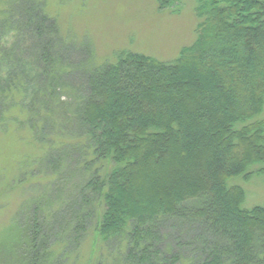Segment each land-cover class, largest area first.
<instances>
[{
  "label": "trees",
  "instance_id": "16d2710c",
  "mask_svg": "<svg viewBox=\"0 0 264 264\" xmlns=\"http://www.w3.org/2000/svg\"><path fill=\"white\" fill-rule=\"evenodd\" d=\"M155 1L175 12L184 3ZM46 7L0 0V95L19 89L26 107L68 90L74 45ZM195 11L196 39L175 60L122 52L88 68L79 96L69 90L67 134L83 143L70 164L66 143L54 157L43 132L41 163L77 168L81 185L54 221L49 199L32 202L0 237V264H67L94 220L98 240L116 241L114 264H264V205L245 206L235 184L264 176V0H197ZM28 41L30 69L20 63ZM19 68L27 80H14Z\"/></svg>",
  "mask_w": 264,
  "mask_h": 264
},
{
  "label": "rangeland",
  "instance_id": "374dc122",
  "mask_svg": "<svg viewBox=\"0 0 264 264\" xmlns=\"http://www.w3.org/2000/svg\"><path fill=\"white\" fill-rule=\"evenodd\" d=\"M46 6L48 13L57 18L67 42L74 45L72 47L74 49L68 52L72 57L68 68L70 77L68 80L65 79V87H68V90L61 91L59 102L57 97L49 99L52 105L47 108L44 107L43 100L41 105L26 107L29 100L25 99V93L19 89L11 88L10 92L7 90L4 99V92L1 91L0 237L13 222L23 217V214H30L32 202L49 199L47 204L52 202V207L49 209L48 218L53 216L50 219L54 221L68 198L71 195L76 196L82 175L77 174V168L70 167L66 162L63 167L52 173L45 165L48 164L45 157L48 151L45 145L48 142L45 141V145L41 142L43 132L47 134V139L52 137L53 145L50 147L54 157L61 156L60 150H55L54 144L60 148L66 143L64 154L73 153L71 157H74L70 164L75 161V152L83 141L77 136L79 132L67 134L70 130L66 125H69L67 118L71 116L69 104L74 101L72 93L76 89L75 92L79 96L88 68L94 63L100 65L115 62L117 54L129 51L164 62L173 61L184 47L195 41L199 23L195 11L197 0H184L177 12L172 9L160 10L155 0H46ZM13 41L11 37L10 42ZM26 44L27 47L20 44V49H24L23 54L22 52L20 54L21 65L26 62L33 63L37 57L33 49L27 51L28 48H32L28 47L32 42L28 41ZM85 44L91 46L92 53L87 54L81 48ZM17 63L16 60L14 64ZM28 66L27 69H30L31 64ZM22 69H16L14 80H27ZM69 90H72V93ZM54 102L60 105L52 112L56 106ZM43 158L45 164L41 163ZM25 177L35 185L33 183L34 186H31L27 182L26 185L19 186L18 183ZM66 181L69 185H66ZM235 184H245L247 193L245 206L248 202L253 205H264V176L252 179L248 183L238 180ZM67 211L71 212L68 209ZM95 227L94 220L87 233L83 237L80 236L78 244L70 243L71 246L67 249L69 260L65 261L67 264L116 262H112L117 251L116 241L101 242L96 238Z\"/></svg>",
  "mask_w": 264,
  "mask_h": 264
}]
</instances>
